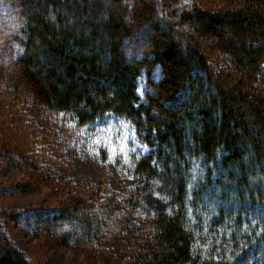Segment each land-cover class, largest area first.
<instances>
[{"label":"trees","instance_id":"1","mask_svg":"<svg viewBox=\"0 0 264 264\" xmlns=\"http://www.w3.org/2000/svg\"><path fill=\"white\" fill-rule=\"evenodd\" d=\"M218 1L0 0V90L73 133L113 113L150 147L132 158L129 193L84 184L34 219L93 264L264 257V0ZM19 122L0 115V157L34 176L22 188L65 177L70 148ZM13 218L0 212V264H35L5 232Z\"/></svg>","mask_w":264,"mask_h":264},{"label":"rangeland","instance_id":"2","mask_svg":"<svg viewBox=\"0 0 264 264\" xmlns=\"http://www.w3.org/2000/svg\"><path fill=\"white\" fill-rule=\"evenodd\" d=\"M183 4L198 3L201 6H218V0H181ZM212 54L210 59L214 66L224 68L229 65L230 59L225 53ZM145 89L143 80L138 83V93ZM31 102L22 97L14 98L11 93L0 90V115L19 119V123H30V129L49 130L50 135L65 143L67 152L66 176L57 179L55 172H47L46 181L38 180L36 186L27 189L22 185L34 180L29 171L15 168V163L8 161L2 154L0 157V212L14 218L3 222L5 232L12 243L20 249L25 257L35 264H93L85 251L79 247L61 243L51 235L40 230L35 225L40 211L50 212L62 207L66 198L65 192L81 189L84 184L90 186L103 183L106 196L112 193L125 195L136 185L135 177L131 173V163L134 156L148 154L150 147L140 142L136 153H129L132 140L124 143L123 137L130 134L132 125L125 119L113 113H107L92 125L79 132H70L71 123L61 114H48L45 109L31 105ZM25 125V124H24ZM127 127V131L125 130ZM4 131L0 132V142ZM139 144L145 147H139ZM107 149V151H105ZM123 150L124 154L116 153ZM115 162H112V158ZM19 163V162H17ZM16 214V217H15ZM45 214V213H43ZM81 213H72L79 216ZM19 218H17L18 216ZM28 218L30 220H28ZM54 228V227H53ZM65 230V226L63 227ZM67 229V228H66ZM264 264V257L258 263Z\"/></svg>","mask_w":264,"mask_h":264},{"label":"snow or ice","instance_id":"3","mask_svg":"<svg viewBox=\"0 0 264 264\" xmlns=\"http://www.w3.org/2000/svg\"><path fill=\"white\" fill-rule=\"evenodd\" d=\"M125 130H126V131L128 130L127 127H126ZM137 135H138V134H137V132L135 131L134 126H133V127L131 128V130H130V134L127 135V136H124V137H123V140H124V143H125V144H128L130 139L132 140L131 147L128 148V152H129V153H136V151H137V146H138ZM139 147L143 148V147H145V146L142 145V144H139ZM105 151H107V149H105ZM123 154H124V152H123L122 149L116 153L117 156H119V155H123ZM115 158H116L115 156L112 158V162H115Z\"/></svg>","mask_w":264,"mask_h":264}]
</instances>
